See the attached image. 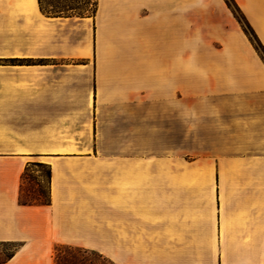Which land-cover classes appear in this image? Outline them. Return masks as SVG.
Returning a JSON list of instances; mask_svg holds the SVG:
<instances>
[{
  "label": "crops",
  "instance_id": "1",
  "mask_svg": "<svg viewBox=\"0 0 264 264\" xmlns=\"http://www.w3.org/2000/svg\"><path fill=\"white\" fill-rule=\"evenodd\" d=\"M234 1L264 47V0ZM187 107L192 170H169ZM34 160L48 204L18 201ZM105 209L118 264H264V61L225 0H0V264L101 250Z\"/></svg>",
  "mask_w": 264,
  "mask_h": 264
},
{
  "label": "rangeland",
  "instance_id": "2",
  "mask_svg": "<svg viewBox=\"0 0 264 264\" xmlns=\"http://www.w3.org/2000/svg\"><path fill=\"white\" fill-rule=\"evenodd\" d=\"M192 129L193 113L191 108L187 107L184 111L183 149H176L175 147L156 149L157 151H153L152 155H167L169 162H174L173 164L169 163V170L172 169L171 167L176 166L178 162L182 163L184 171H191V160L193 158V148L191 146L193 143ZM172 142L174 141L171 139L168 140V143ZM159 150L163 152H160ZM33 162L39 161L34 160ZM45 172V166L35 165L29 167L27 174L21 179L22 196L25 199L33 200L38 193H42L44 196L48 194L49 186L45 177ZM111 215V211L106 209L103 212L104 242L101 250L89 249L76 244L57 243L53 247V264H118V262L113 259ZM18 244L19 243L16 242H0V259H4L7 255L16 250ZM144 246L146 245L142 246L143 249H145ZM149 246L153 247L154 245L149 244ZM156 246L158 245H155L154 247Z\"/></svg>",
  "mask_w": 264,
  "mask_h": 264
},
{
  "label": "trees",
  "instance_id": "3",
  "mask_svg": "<svg viewBox=\"0 0 264 264\" xmlns=\"http://www.w3.org/2000/svg\"><path fill=\"white\" fill-rule=\"evenodd\" d=\"M39 7L42 13L47 16H92L96 10V3L97 0H38ZM226 4L231 9L233 15L241 25L243 31L253 44L254 48L256 49L257 53L264 61V47L260 40L258 39L257 35L255 34L254 30L252 29L251 25L248 23L247 19L245 18L244 14L241 12L237 4L234 0H225ZM45 166L46 172L45 177L49 186L50 181V168L49 165L42 163V162H29L26 164L24 171L22 173V177L27 174V171L30 166ZM18 201L20 204H48L49 203V190L48 194L44 196L42 193H38L33 200H27L22 196V190L20 186ZM19 246V245H18ZM16 247V249L18 248ZM15 252H11L7 255L4 259H0V262L6 261L8 258L12 256Z\"/></svg>",
  "mask_w": 264,
  "mask_h": 264
}]
</instances>
